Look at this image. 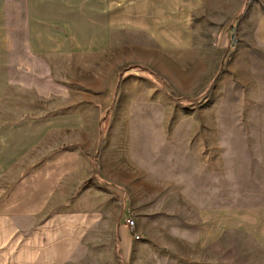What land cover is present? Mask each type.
Listing matches in <instances>:
<instances>
[{
  "label": "crops",
  "instance_id": "1",
  "mask_svg": "<svg viewBox=\"0 0 264 264\" xmlns=\"http://www.w3.org/2000/svg\"><path fill=\"white\" fill-rule=\"evenodd\" d=\"M151 48L180 55L186 93L219 74L243 100L197 168L224 169L216 191L162 222L137 215V240L131 208L113 216L87 181L118 70ZM237 182L256 201L240 202ZM114 262L264 264V0H0V264Z\"/></svg>",
  "mask_w": 264,
  "mask_h": 264
},
{
  "label": "rangeland",
  "instance_id": "2",
  "mask_svg": "<svg viewBox=\"0 0 264 264\" xmlns=\"http://www.w3.org/2000/svg\"><path fill=\"white\" fill-rule=\"evenodd\" d=\"M233 45L229 44V49ZM180 62L178 53L164 56L151 48L146 62L128 63L118 70L93 157L101 169H93V178L87 181L107 189L109 199H115L109 209L113 216L123 203L124 209L131 208L128 214L134 221L137 215H152L162 222L181 204L204 198L214 188L216 191L218 176L223 177L224 169L197 168L206 162L211 165L214 147L224 148L229 127L217 122L227 117L229 101L243 98L228 93L229 82L227 78L222 81L219 74L208 79L201 93L195 92V86L186 93L184 87L195 78H180ZM183 63L185 73L195 72L193 61ZM252 106V117L258 119L263 112L254 99ZM238 183L237 199L256 201L251 194L246 198L242 183Z\"/></svg>",
  "mask_w": 264,
  "mask_h": 264
},
{
  "label": "built area",
  "instance_id": "3",
  "mask_svg": "<svg viewBox=\"0 0 264 264\" xmlns=\"http://www.w3.org/2000/svg\"><path fill=\"white\" fill-rule=\"evenodd\" d=\"M132 220H134V219L131 218L128 220V226H129L130 230L133 232L134 238L139 240L141 238V236L137 232H135V229H132Z\"/></svg>",
  "mask_w": 264,
  "mask_h": 264
},
{
  "label": "bare ground",
  "instance_id": "4",
  "mask_svg": "<svg viewBox=\"0 0 264 264\" xmlns=\"http://www.w3.org/2000/svg\"><path fill=\"white\" fill-rule=\"evenodd\" d=\"M135 221L134 220H132V229H135Z\"/></svg>",
  "mask_w": 264,
  "mask_h": 264
}]
</instances>
